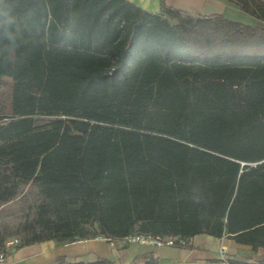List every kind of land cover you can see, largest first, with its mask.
Returning <instances> with one entry per match:
<instances>
[{
    "label": "trees",
    "instance_id": "16d2710c",
    "mask_svg": "<svg viewBox=\"0 0 264 264\" xmlns=\"http://www.w3.org/2000/svg\"><path fill=\"white\" fill-rule=\"evenodd\" d=\"M229 1L255 22L194 19L163 0L157 14L126 0H0V78L13 51L0 205L15 182L43 197L13 250L134 234L187 248L204 234L253 252L226 264H264V0Z\"/></svg>",
    "mask_w": 264,
    "mask_h": 264
},
{
    "label": "crops",
    "instance_id": "0c3cea01",
    "mask_svg": "<svg viewBox=\"0 0 264 264\" xmlns=\"http://www.w3.org/2000/svg\"><path fill=\"white\" fill-rule=\"evenodd\" d=\"M126 1L153 14L159 13L161 9V0ZM163 3L168 9L194 19H210L220 14L230 21L248 26L255 22L253 17L229 0H163ZM163 18L175 32L181 34L184 31L176 20L166 15ZM113 244L111 247L101 237L72 243L48 240L11 250L5 264H55L58 257H64L70 263L106 258L114 264H131L136 256L147 252L153 253L158 264H226L225 260H249L253 255L249 246L237 244L225 236L216 238L204 234L192 237L187 248L128 244L120 240H114Z\"/></svg>",
    "mask_w": 264,
    "mask_h": 264
},
{
    "label": "rangeland",
    "instance_id": "374dc122",
    "mask_svg": "<svg viewBox=\"0 0 264 264\" xmlns=\"http://www.w3.org/2000/svg\"><path fill=\"white\" fill-rule=\"evenodd\" d=\"M12 47L5 45L3 48L1 84H0V116H9L11 109V62ZM41 122H46L48 117H41ZM7 118L0 119V124L6 122ZM7 169L0 162V175L6 173ZM14 182H9L14 187ZM16 196L0 205V239L3 246L10 240H18L20 244L24 238L30 237L32 233L36 213L39 212V206L43 203V197L39 188L32 184H21L15 182Z\"/></svg>",
    "mask_w": 264,
    "mask_h": 264
},
{
    "label": "built area",
    "instance_id": "2783aa9c",
    "mask_svg": "<svg viewBox=\"0 0 264 264\" xmlns=\"http://www.w3.org/2000/svg\"><path fill=\"white\" fill-rule=\"evenodd\" d=\"M111 247H113V240L110 239H105ZM120 241L128 244H147V245H154V246H169V247H181L184 248L186 245L187 241L184 239H181L176 236H167V237H153L150 235H142V234H134L127 236ZM18 240H10L6 242L2 247H0V264H5L6 263V258H7V252H10L13 250V247L17 245ZM222 254H224V251L222 249ZM226 263V260H225Z\"/></svg>",
    "mask_w": 264,
    "mask_h": 264
}]
</instances>
